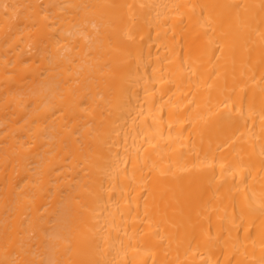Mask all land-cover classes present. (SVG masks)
Returning <instances> with one entry per match:
<instances>
[{
	"label": "bare ground",
	"instance_id": "bare-ground-1",
	"mask_svg": "<svg viewBox=\"0 0 264 264\" xmlns=\"http://www.w3.org/2000/svg\"><path fill=\"white\" fill-rule=\"evenodd\" d=\"M0 264H264V0H0Z\"/></svg>",
	"mask_w": 264,
	"mask_h": 264
}]
</instances>
